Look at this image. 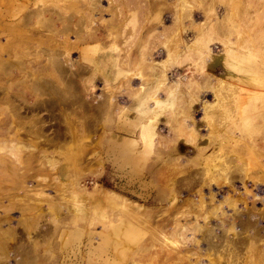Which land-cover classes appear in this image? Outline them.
<instances>
[{
	"label": "rangeland",
	"instance_id": "rangeland-1",
	"mask_svg": "<svg viewBox=\"0 0 264 264\" xmlns=\"http://www.w3.org/2000/svg\"><path fill=\"white\" fill-rule=\"evenodd\" d=\"M94 1L95 5L101 4L103 7L104 4L110 3L108 8L112 10V13L104 7L100 16L91 17V12L83 10V5L86 3V5L90 3L93 5ZM97 1L0 0V58L14 59L21 63L30 62L29 66L24 65L19 68V65L10 70H0V88H6L1 89L0 94L6 91L9 97L8 101L4 99L6 102L3 101L2 96L0 99V223L3 222L2 226L0 224L1 234L10 232L8 235L5 234L7 238L13 240L12 244L11 241H8V244H11L14 250L12 254L15 257L20 256L19 253H15V245H20L18 244L20 241L23 244H31L30 238L38 239L34 242L36 248L34 252L35 254L41 253L42 258L34 264H41L43 260L49 264L52 263L55 252L56 255L64 256L66 260L70 256L74 264H136L135 261L141 264V258L143 259L144 255L146 256L148 251L152 250L155 252L154 260L157 262L154 263L148 259L146 263L144 262L145 264H168L167 262H171L173 258H164L167 254L161 256L169 251L162 244L161 233H157L160 226L155 225L157 222L169 225L177 214L182 213L187 215H180V222L190 223L195 219L192 217V211H189L188 206L183 203H180L178 213L169 210L167 204L171 201L170 196L169 198L166 197L168 195L164 196L158 187H167L168 183L165 182L168 181L170 173L166 176V180L162 177H165L164 173L167 174L170 168L173 169L172 166L176 161L179 167L176 176L179 175L182 179L193 173L195 169L193 167L199 165H193L190 161L197 152L186 140L187 137L189 138L188 125L194 132V143L200 146L207 144L205 154L214 151L213 156L216 157L222 152L217 150V145L223 142L224 144L231 143L232 140H238L236 145L241 144L247 136L242 135V132L257 129L258 124L254 112L251 114L250 111L264 101V86L255 87L257 83L255 79L264 78V53L254 55L248 49L246 41L239 42L238 45L233 42L235 46H232L230 41L220 42L222 39L220 34H211L208 29L209 19L225 20V13L228 11L226 0H137V9L143 11L145 7H149L141 11L144 19L141 17L140 25L135 24L133 28L134 23L132 22L134 21H129L133 12L117 14L119 5L122 6L121 2L124 0ZM179 1L181 5H185L184 9H188L181 11L183 7L179 8ZM237 1H234L236 9L244 7L241 5L245 4V0ZM145 2H148L147 6H144ZM139 10L137 11L140 12ZM175 10L180 12L177 18L185 14L186 10L190 11L188 13L190 16L188 14L186 17L182 16L184 19L181 18L182 20L179 21L175 17ZM252 11L250 10V14ZM79 13L91 17L92 24L102 25L94 33L90 31L88 36L87 31L77 33L80 35V40H77L76 32L74 33L72 29H62L60 25L71 21V17ZM65 15H70V17ZM245 16V14L241 15V12H234L229 15L228 20L224 21L225 25L233 26L235 22L238 26L236 29L235 26L233 28L238 30L236 33L239 36H242L237 27L240 24L241 28L244 27V23L247 22ZM107 25L110 27H105ZM165 27L175 30L179 28V31L176 32L177 34L162 32V28ZM198 27H202L203 30ZM205 32L211 37L205 42L207 46L200 47L196 43L202 35L205 38ZM172 34L173 37H171ZM6 37L8 39L5 40ZM169 37L174 40L169 41ZM254 43L261 45L262 40L257 39ZM223 45L226 46L223 47ZM229 45L233 49L232 55H227L228 51L225 47ZM45 49L52 52L59 50L60 53L72 49L73 65L76 66L79 62L81 64L79 66L83 69V66L88 67L87 70L84 69L83 74H79L81 77L79 75L74 77L83 89L85 83L89 84L90 90L87 94L84 91V94L89 95V92L94 89L95 91L90 92L89 96L102 99L101 97L111 90L113 91L111 94L118 98L119 104L126 105L119 119L122 123L135 124L131 130L133 134L115 131L119 134L115 136L121 137L122 135L132 137L130 140L136 139L135 132L139 129V124L135 121L137 117V121L141 123L140 126H148L153 136V143L151 142L147 152H153L154 156L157 154V158H160L159 155L163 156L164 152V162L161 164L160 160L154 156L153 160L150 159L152 155H149L150 158L147 157L146 162L135 161L134 158L123 162L120 159L117 161L108 157L106 154L107 135H109L108 122L106 123L103 117L93 122L94 124L87 128L89 130L86 129V132L83 129L86 128L84 124L78 125L77 128L73 127L74 134L72 135H76L74 138L66 129L69 127L67 121L59 117L63 106L59 105L54 109L59 122L55 117L46 114V107L30 111L33 101H42L44 97L45 99L47 97L42 93L38 96V93L34 92L37 91L33 90L36 86L35 80H48L58 86L61 82L58 80L63 76V73L56 72L53 66L45 68L43 63L46 62V53L49 52L47 50L45 53ZM149 53H152L153 57ZM120 60L124 61V64H121ZM257 68L262 69V73L257 72ZM242 75L245 76L244 80L237 81ZM79 77L83 82L79 80ZM129 81L135 82L129 84ZM11 83L18 85L14 87ZM167 85L168 87L171 85V89L164 96L161 88ZM7 86H12L13 88L10 87L12 90ZM133 86L143 89L141 92H135L132 91ZM122 87H125V90ZM80 89L83 93L81 87ZM156 92L161 94L155 97ZM12 96L16 98L13 97L14 100L28 105L22 107L21 116L15 114V111L12 112V107L10 108L12 103L8 102ZM120 98L127 100L122 102ZM241 98L243 99L240 105L235 107L236 109L228 108L230 105L226 102L238 101ZM150 102L152 105L149 104ZM220 104L228 109L225 110L226 108L224 109ZM4 105L10 109L7 110L8 108ZM203 105L209 106L206 112H204L205 109L202 110ZM59 108H62L60 112H58ZM10 113H14L15 118H12ZM24 114L28 117L33 114L41 120L44 119L45 121L41 122L44 124L47 137H53L61 145L55 147V144H51L52 146L42 148V141L38 142L37 138L21 145V141H17L20 138L17 134L19 132L17 126H20L18 121L24 120ZM241 116L245 120H240ZM182 118L188 124L185 127V123L180 125ZM237 118L241 123L236 125L232 131L227 132L231 135L227 134L223 128L219 129L218 133L214 130L215 126L229 124L231 119L236 120ZM25 119L28 118L25 117ZM15 120H18V124ZM58 130L62 131H59V134L61 133L63 141L56 132ZM63 132L71 135L68 137H71L69 141L67 140L68 135H63ZM174 132H176L175 135ZM237 133L241 135L238 136ZM211 135L214 137L211 138ZM173 136L177 138L174 147L166 151L158 150L161 148L162 141L168 138L172 140ZM16 137H18L17 140ZM77 137L82 138V141L76 139ZM36 142L41 143L40 147L34 146ZM80 142L86 145L74 147ZM212 142L216 144L212 146ZM224 144L221 146L223 147ZM125 147L131 148L128 142ZM254 153L261 156L259 163H253L257 170L256 175L261 177L259 181L261 182L264 179V150ZM3 157L6 159L9 157L13 160L12 163ZM85 157L87 159H84ZM78 158L80 160H77ZM199 159L203 160V157ZM156 164L166 165L168 169L164 168L154 172L153 168ZM235 183L238 184V180H235ZM246 186L247 189L253 187L250 180ZM211 187L214 192L221 187L217 194L220 198L221 195H226L225 191L229 188V184L218 179V182ZM259 187L254 186L252 190L262 191ZM208 188L203 185L201 193L206 194ZM182 190L180 198L184 199L185 196L191 195L190 191L184 190V187ZM192 194L196 198V193ZM260 194L262 192L258 193ZM229 195H233L232 192H229ZM131 204L135 206L130 207ZM254 206L261 208V201L256 200ZM209 207L211 208L208 206L207 211ZM139 211L148 213L142 215ZM21 220L34 229L28 233L24 231L18 225ZM200 220L202 221L198 218L196 221ZM259 223L263 222L259 221ZM10 246L8 248H11ZM202 256L204 258V255ZM9 259L12 261L13 257L10 256Z\"/></svg>",
	"mask_w": 264,
	"mask_h": 264
},
{
	"label": "bare ground",
	"instance_id": "bare-ground-1",
	"mask_svg": "<svg viewBox=\"0 0 264 264\" xmlns=\"http://www.w3.org/2000/svg\"><path fill=\"white\" fill-rule=\"evenodd\" d=\"M201 1H204V0H201ZM234 1H237V0H226V4L228 5V11L225 13L224 19L228 20L229 15L233 14L234 12H236V13L241 12V15L245 14L246 15L245 18H246L247 22L244 23V27L242 26V28H241L240 27L241 24L239 25V27H237V28H239L240 34L242 36H239V34L236 33V32H238V30L236 31L235 29H236V26H238V25H236L235 22H233L234 23L233 26H235V29H234L233 26H231V25L226 26L225 22H224L225 20L209 19V25L210 26L208 25V27H209L208 29L211 31V34H213V35L214 34H220L219 36H220V38H222L220 42L225 41V43H228V41H230V45L235 46V45H233V42H235L236 45H238L239 42L243 41V43H244L246 41L248 43V46H247L248 49H250L253 52L252 54L258 55L260 53H264V0H245L244 1L245 4L241 5L244 7H242V8L238 7L237 9L235 6L236 3ZM96 2H98V1L96 0ZM145 3H146V5H144V6H147L148 2H145ZM237 3H238V1H237ZM86 4L83 5V10L91 12V14H90L91 17L97 18L98 16H100L102 14L101 12L103 11L104 7H107V9L109 10V13H112V10L108 8V5L110 3L104 4V7L101 6V4L95 5V1H94V4L92 3L93 5H90L91 3L89 5H86ZM121 4H122V6L119 5V10L117 11V14L119 15V14H122V12H127V11L133 12L132 16H131L132 18H130L129 21H131V22L134 21V22H132V23H134V24H132V28L135 27V24L139 26L140 22H141L140 21L141 17L144 19L142 12L144 10H146L149 6L145 7V9L142 11V10H139L136 8L137 7V0H124V2H121ZM181 4L182 3L180 2L179 8L182 6L183 8L181 9V11H183L185 5H181ZM99 5L102 8H100ZM60 6H62V5H60ZM63 7H65V5H63ZM122 7H124V9ZM174 9H176V8H174ZM185 9H188V8H185ZM137 10H139L140 12L142 11V12L140 13ZM250 10H253L251 12V14H250ZM177 11L175 13V17H176V19H179V21L184 19V18H182V16L186 17L189 15L188 13L190 12L189 10H186L185 14L182 12L184 15L181 14L180 18H177V16H179V14H180V12H177ZM65 16L70 17V15H65ZM238 16H240V15H238ZM91 17H89L88 15L86 16L83 13H79L77 16L75 15V17H71V21H68L66 23H62V25H60V26L62 29H72L74 33L76 32L75 35L81 34L80 32H82V31H87L86 35L88 36L90 31L94 33V31L99 29L102 25V24L97 25L94 23L92 24ZM46 18L49 19V17H46ZM131 19H133V20H131ZM231 20H234V19H231ZM235 20H236V18H235ZM241 21H242V18L240 20V23H241ZM131 22H129V24ZM236 23L238 24V22H236ZM179 24H181V23H179ZM226 24H227V22H226ZM110 25H107L105 27L109 28ZM198 28H202V27H198ZM201 30H203V28ZM178 31H179V28H177L176 30L172 29L171 27L170 28L169 27L168 28L167 27L162 28V32H165V33H170V32L176 33ZM209 35L206 34V32H205V38L202 37L204 35L199 37V39L197 38L198 40H197L196 44L197 45L199 44L200 47H203V45L207 46V43H205V42L210 40L211 36H209ZM173 36L174 35L172 34L171 37H173ZM79 37H80V35H78V38ZM78 38H77V40H80V38L79 39ZM216 38H217V36H216ZM256 38L262 40L261 45H256L254 43V41L257 40ZM6 39H8V37H6L5 40ZM74 40H76V38ZM170 40L173 41L174 39L170 38L169 41ZM74 43H75V41H74ZM230 45L228 47H225L228 51L227 55H232V53H233V49ZM224 46H226V45H223V47ZM47 50L49 51V49H47ZM47 50L45 49V53ZM101 50H102V48H101ZM71 51H72V49L67 50V51H63L61 53L58 50V51H56L57 54L55 51L54 52L49 51L46 53L47 59L45 58L46 62L43 63L45 65V68L53 66L55 68L56 72L59 71L60 74L62 72L63 76H61V79H59V80L57 79L58 81H61L58 86L54 85L53 82L48 81V80H40L39 79V81H38L37 79L36 80L34 79L35 85L37 86V88H35L36 86L33 87V90H37L34 92H37L38 96H39V94L42 93V94L47 95V97H46V99L44 97L42 99V101H33L32 105H31L32 108H30V111L36 110V109L41 108V107L42 108L46 107V109H47L46 114L53 117V118L55 117L56 120H58L57 119L58 116H57L56 112H54V109H56V107L59 105L63 106V109L59 108V111H58V112H60L62 109L61 114H59V113L58 114L61 115L59 117H61L62 119H65V121H67L66 123L69 127L66 128L65 125H62V126H64L67 130H69L71 135L74 134L73 130H72L73 127L77 128L78 125L84 124L86 126V128L84 127L83 129L86 132V129L90 128L92 126V124H94L93 122L97 121V119H99L100 117H103V119H105L106 123L108 122L107 130L109 132L108 133L109 135H107L108 143H107V149H106V154L108 155V157L112 158L113 160H117V161H119V159H120L123 162H125V160L127 161L131 158L132 159L134 158L135 161L146 162L147 157L149 155L151 156L153 153V152L152 153L147 152L148 149H150L149 146L153 140V136L150 132L151 131L150 128L148 126L141 127L140 126L141 123L139 121H137L138 118L136 117L137 120H135V121H136V123L139 124V129H138V131L135 132V135H137L136 139L130 140L132 137H125V136L123 137L122 135H121V137H116L115 135H119V134H117L115 131H122V132L133 134V132H131V130L133 129L135 124L129 125V123H124V122L122 123L119 119V117H120L119 115L124 113V111H122V110H123V107L126 105H120L119 100H117L118 98H115L116 95L111 94L113 92L111 90L109 91V93H107V94L105 93L104 96L105 97L107 96V97L105 98L103 96V97H101L102 99L93 98V97L89 96V95H91V93L93 92L94 89L92 90V92L90 91L91 93L89 92V95H86L87 91L90 90L89 84L88 83H85V84L82 83V84H84L83 85L84 89H83V87L80 86V84H78L79 81L77 82L76 81L77 79L75 80L74 77L76 75H79L80 73L83 74L84 69L87 70L88 67L85 68V66L82 65L84 67V69H83L82 67H80L81 64L79 62H78V65H76V66L73 65L74 62H73V59L71 58V56H72ZM149 55H152V53H149ZM125 56H124V59H125ZM152 57H153V55H152ZM152 57L150 56L149 59L151 60ZM253 57L255 58L256 56H253ZM124 59H121V60H124ZM121 62H122L121 64H124V61H121ZM125 63H127V62H125ZM29 64H30V62L29 63L28 62L21 63L20 61L14 60V59L7 60V59H1L0 58V70L1 71L10 70V69L15 68L17 66L19 67V65H20L19 68H21L24 65L29 66ZM66 64H69V65H66ZM122 66H126V65H122ZM261 71H262V69L257 68V72H261ZM255 72H256V70H255ZM263 73H264V71H263ZM79 76L81 77V75H79ZM247 76H248V74H247ZM244 78H245V76L242 75V76H240L239 79H237V81H242V80H244ZM79 80H81V78ZM177 81H179V80H177ZM81 82H83V81L81 80ZM134 82L135 81H129V84L134 83ZM177 83H179V82H177ZM255 83H256V86H255L256 88L264 86V78L262 80H261V78L255 79ZM11 84L14 85V87H17V85H18L17 84L15 86V84H13V83H11ZM139 84L141 85V82H139ZM33 86H34V82H33ZM7 87H9V86H7ZM10 87L13 88L12 86H10ZM10 87H9V89L12 90ZM80 87L82 88L83 93H81ZM170 87H171V85H170ZM170 87H168V85H167L166 87L161 88L164 96H166L165 94L170 91V89H171ZM133 88L134 89H132V91H135V92H141V90L143 89L142 87H138V86H133ZM1 89L5 90L6 88L1 87L0 90ZM99 89H101V87H99ZM122 89L125 90V87H122ZM119 90H121V89L119 88ZM84 91L86 94H84ZM132 91L130 90V92H132ZM81 94L86 95V96L83 97ZM160 94L159 93L157 94V92H156V94H154V95H155V97H158V95H160ZM1 96L3 97L4 102L8 101L9 97H7L8 93L6 91H2V93L0 94V99L2 98ZM13 97L14 96L10 97L11 100L8 102V103H12V105H10V108L12 107L11 108V110H13L12 112L15 111L14 112L15 114H17L18 116H21L22 107H26L28 105L22 104V102H20L19 100H14L16 98L14 97V99H13ZM242 99L243 98L239 99L238 101H231L230 100L229 102H226V104L230 105L228 108L233 107V109H234L237 105H240V103H241L240 101ZM120 100H121V98H120ZM126 100H127L126 98H123L121 101L124 102ZM149 104L152 105L151 102ZM1 106H3V105L1 104ZM220 106H223L224 109L226 108V106H224L223 104H220ZM4 107L8 108L7 110L10 109L7 105L6 106L4 105ZM228 108H226L225 110H227ZM204 109H205L204 112H206V110L209 109V106L203 105L202 110H204ZM91 110L93 112H90ZM102 111H104V112H102ZM253 112L255 115V120L257 121V124H258V126L256 127L257 129L256 130L251 129V131L242 132V135H247V136L245 138V141L241 144L236 145L238 140H232L231 143L228 142L227 144H224V142H223L222 144L225 145V146L223 145V147L221 146L222 144L217 145L216 146L217 150L222 151L221 153H219L217 155V157L213 156L214 151H212L211 153L205 154V151L207 150V144L200 146V145H197L194 143V136H193L194 132H193L192 128L190 127V125L185 123L184 118H182L180 125H181V123H182V125H183V123H185L184 127L186 125L189 126L188 132H187V135L189 136V138L187 137L186 140L189 141V143L191 144V148H194L197 152L196 156L193 157L190 161L193 163V165H197V164H199V165L197 167H193V168H195L193 170V173L189 172L191 174H189L184 179H182L181 177H179V175L176 176V173L179 171L178 163L176 161L174 164L175 167L173 165L172 166L173 169L170 168V170H168L167 174L164 173L165 177H162V178H165V180H166L167 179L166 176H168V173H170V175L168 176V179H167L168 181L165 182L166 184L168 183L167 187L163 188L164 186L162 185L163 187L159 186L158 189L160 192H162L164 194V196L168 195V196H166L168 198L170 196V199L172 202L170 201L171 203L169 202V204H167V205L170 208L169 210L171 212H173V213L177 212L178 213L180 210L179 209L180 203H183V204L188 206L189 211H192V213H193L192 217L195 220L193 222L191 221L190 223L185 222V221L180 222L179 216L183 215V213H182L180 215L177 214V216H175L176 218L172 219V221L170 222L169 225H163L160 222H157V224L155 225L156 227L160 226L157 233L158 234L161 233L162 239H163L162 244L165 245L167 250L169 251V253H163L161 256H163L164 254H167L164 258H173V260L171 262H167L168 264H264V179H262V181L259 182L261 177L256 175L257 170L255 169V167L253 165V163H256V162L261 160V158H260L261 156H259L258 154H255L254 152L264 150V101H262V104L260 106H255L253 109H251L250 113L252 114ZM2 113H3V111H2ZM14 113H10V114H12L11 115L12 118H15V116H16V115L15 116L13 115ZM217 113H219V112H217ZM247 115L249 116L250 114L248 113ZM259 115H261V117H259ZM23 116H24V120H22V121L17 120L18 123H20V124H18L17 121L15 120V123L20 125V126H17L19 128V130L17 128V130L19 131L17 134H18V136H20V138L16 137L15 139L17 140V138H18L17 141L20 140L21 145L29 143V141L34 139V138H37L38 142L42 141V148L52 146L51 144H55L56 145L55 147L61 145L60 143H57V140L54 139L53 137H51V136L47 137V134L45 133L44 126H43L44 124L41 122L44 119L41 120V118L36 117L33 114L31 117H28L27 114H24ZM25 117L28 119L26 120ZM231 118L233 119V117H231ZM232 119H231V122H229V124L222 125V126H215L214 130L215 131L217 130V133H218L219 129L223 128V130L224 131L226 130V133H227L228 131L229 132L232 131L236 125L240 124L241 123L240 120H245L242 116L240 117V120H238V118L236 120H232ZM122 121H124V120H122ZM58 122H59V120H58ZM99 122L101 123V121H99ZM99 122H97V123L99 124ZM189 123H191V122H189ZM56 125H58V123ZM87 130H89V129H87ZM59 131L60 130H58L56 132H58V134H59ZM60 132H62V131H60ZM12 133H14V132H12ZM89 133H90V131H89ZM66 134L64 133L63 135H66ZM175 134H176V132H174V135ZM227 134H229V133H227ZM59 135L61 136V137H59L60 140L63 141L61 133ZM71 135H68L67 138ZM229 135H231V134H229ZM237 135L240 136L241 133H237ZM13 136H15V134ZM74 136H76V135H74ZM82 136H84V135H82ZM11 137H12V135L10 136V138ZM80 137H81V134H80ZM80 137H77L76 139H78L79 141H82V138H80ZM86 137H88V136H86ZM208 137H209V135H208ZM212 137H214V136L211 135V138ZM70 138H68L67 140L69 141ZM211 138H210V141H212ZM73 139H71V140H73ZM176 139L177 138H175L174 136H173L172 140L169 138L165 139L164 141H162V143H160L161 148L158 150L166 151V149L174 147V142L176 141ZM217 139H218V136H217ZM220 139H222V138L220 137ZM87 141H89V140H87ZM91 141H93V140H91ZM38 142L34 143V146H36L37 148L40 147V144H41V143L39 144ZM127 142L131 146L130 149H127L125 147ZM220 142L221 141H219V143ZM70 143H72V142L70 141ZM72 144H71V146H72ZM78 144H80V145H78ZM78 144L75 145L74 147H80V146L83 147V145H86V144H83V142H80ZM176 144H177V142H176ZM215 144L216 143H213V142L211 143L212 146H214ZM64 145H67V144H64ZM90 147H92V146H90ZM84 150H86V149H84ZM186 151H188V150H186ZM19 153H22V152H19ZM19 153H17V154H19ZM79 154H77V155H79ZM150 156H149V158H150ZM153 156L154 155H152L150 159L153 160L154 159ZM164 156H165V154L163 152V156L159 155L160 158H157L158 157L157 154L154 157L159 159L161 164H162L164 162ZM87 157H89V156H87ZM200 157L201 158L203 157V160L199 159ZM3 158L7 161L10 160L11 163L13 161L9 157H7V159L5 157H3ZM84 159H87V158L85 157ZM263 159H264V157H263ZM77 160H80V159L78 158ZM160 165L158 166L156 164L153 168V171L158 172L160 169L163 170L164 168H166V165H161V166ZM166 169H168V167ZM218 179H221L222 182L229 184V188L227 189V191H225L226 195H221L220 198L217 197V194L220 192L221 187H220V189L217 188V189H219L218 190L219 192L218 191H216V192L212 191V187H211V185H214L215 182H218ZM235 180H238V182H239L238 184H240V185L236 184ZM249 180L252 183L253 187L258 185V186H260L259 188L262 191H259V192L253 191L252 190L253 187H251V189H247L246 185H247V182ZM203 185H205L206 187H209L207 189L208 191L206 194L201 193ZM182 187H184V190H186V192L190 191L189 193L191 194L188 197L185 196L184 199L180 198L181 191H183ZM239 187H240V189H239ZM229 192H232L233 195H229ZM260 192H262V194L258 195V193H260ZM189 193H188V195H189ZM192 193H194V194L196 193L195 194L196 198H194V196H192L193 195ZM184 194H185V192H184ZM234 195H235V197H234ZM258 197H260V198L258 199ZM163 199H165V198H163ZM256 200L261 201V203H262L261 208H257L254 206V203ZM248 203H249V205H248ZM239 204H241V205L238 206ZM133 205L134 204H131L129 206L131 207ZM137 206H139V205H137ZM208 206H211V208L209 207L210 209L207 211ZM137 209H135V210H137ZM147 213H148L147 211H141L139 214L143 215V214H147ZM185 215H187V214H184L183 216H185ZM198 218L202 219V221L201 220H200L201 222L196 221V220H198ZM185 219L186 218H184V220ZM259 221L260 222L262 221L263 223L260 224ZM2 223H0L1 226H2ZM18 223H19L18 225L21 226L22 229L24 231H26L27 233H28V231H30V230L32 231L34 229L31 225L27 224V222H22V220H21V222H18ZM7 226L8 225H6L5 227H7ZM40 226H42V225H40ZM15 227H16V225H15ZM156 230L157 229H155V231ZM155 231H153V232H155ZM1 232H2V229L0 227V264H34L36 261H39L42 258L41 253L35 254V252H34L36 249L34 242L38 241V239L33 240L34 238H30L29 241H31V244L30 243L23 244V243H20L21 242L20 241L18 243L20 245H15V247H16L15 253H19L20 256L15 257L12 254V252H14V250L10 246L12 244V241H13V240L11 241L12 238L11 239L7 238V236H6L7 233L5 232L6 233L5 234L3 232L1 234ZM113 232L116 234L115 231H113ZM4 236H6V237H4ZM152 238H153V235H152ZM8 241H11V244H8ZM8 246H10L12 249L8 248ZM165 252H167V251L165 250ZM202 255H204V258ZM10 256L13 257L12 261H10V259H9ZM139 256L141 257L143 255H139ZM156 256H158V254H156ZM144 257H143V259L141 258V260H140L141 264H145L146 263L145 261L148 259H151V261H154V263L157 262L154 260V257H155L154 250L148 251L147 255L146 256L144 255ZM124 259H126V258H124ZM125 262H126V260H125ZM135 262H136V264H139V263H137V261H135Z\"/></svg>",
	"mask_w": 264,
	"mask_h": 264
},
{
	"label": "crops",
	"instance_id": "crops-1",
	"mask_svg": "<svg viewBox=\"0 0 264 264\" xmlns=\"http://www.w3.org/2000/svg\"><path fill=\"white\" fill-rule=\"evenodd\" d=\"M54 256H55L54 260L50 264H74V262L70 259V256L68 257L67 260L65 259L64 256L61 257V255L60 256L58 254L56 255V252H55ZM41 264H49V263H47V262H45V260H43V263H41Z\"/></svg>",
	"mask_w": 264,
	"mask_h": 264
}]
</instances>
